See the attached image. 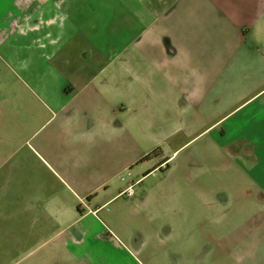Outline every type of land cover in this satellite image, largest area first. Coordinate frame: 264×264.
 <instances>
[{
	"label": "crops",
	"instance_id": "obj_1",
	"mask_svg": "<svg viewBox=\"0 0 264 264\" xmlns=\"http://www.w3.org/2000/svg\"><path fill=\"white\" fill-rule=\"evenodd\" d=\"M211 1L229 12L236 9L242 18L241 36L248 41L245 50L259 57L257 65L247 68L254 95L246 101L242 116H236L230 128L222 127L215 138L233 133L254 135L251 129L257 127L261 140L256 146L247 142L237 146L222 143L221 148L211 142L198 144L204 131L193 132L184 120L192 103H202L201 84L187 88V82L173 78L164 80L167 88L155 86V72L162 68L157 65L82 67L76 70L81 79L67 77V82L54 90L42 75L34 91L24 85L49 115L34 132L32 152L43 170L66 191L64 209L79 213L70 224H77L78 229L66 243L83 251L62 264L108 263L100 259V253L116 245L131 254L134 264H245V257L235 259L233 253L248 245L253 216L264 211V0ZM170 2L163 22L177 10V3ZM153 22L150 14L145 24ZM171 38L163 31L157 39L168 60L175 61L180 52ZM60 72L61 67L54 68L47 78L59 81ZM139 82H146L151 103L161 100L162 106L150 110L146 106V111L139 107L134 94V83ZM13 99L19 105L9 102V110L0 99L2 135H11L16 128L26 132L25 98L15 92ZM170 110L180 123L167 121ZM8 143L2 140L0 149L4 180H9L16 166V149L7 150ZM160 145L168 150L152 155ZM148 160L153 164L146 170L142 163ZM19 165L23 167V163ZM156 170L166 171V175L146 186L145 178ZM124 173L129 175L122 181L119 176ZM132 184L133 196L122 194ZM53 198L44 199L54 205ZM112 229L121 239L111 236ZM130 241L132 253L126 249ZM110 263H123V259Z\"/></svg>",
	"mask_w": 264,
	"mask_h": 264
},
{
	"label": "rangeland",
	"instance_id": "obj_2",
	"mask_svg": "<svg viewBox=\"0 0 264 264\" xmlns=\"http://www.w3.org/2000/svg\"><path fill=\"white\" fill-rule=\"evenodd\" d=\"M170 1L0 0V99L5 101V110H9L12 105L9 102L19 105L13 99L15 92L25 98L23 118L27 123L26 132L16 128L11 135H2L0 117V149L2 140H8L7 150L16 149V166L9 180H4L0 168V264H62L69 256L83 251L66 243L78 229L77 224H70L79 213L76 209H64L66 191L43 170L31 149L34 132L49 115L24 85L34 91L41 75L54 90L67 82V77L81 79V72L76 70L82 67L157 65L162 68L155 72V86L167 88L164 80L173 78L187 82V88L201 84L202 103L199 106L192 103L188 107L192 111L184 120L193 132L204 131L197 138H201L198 144L211 142L219 148L222 143L257 145L260 139L257 127L251 129L254 135L233 133L215 138L222 127L230 128L233 119L242 116L256 91L246 76L248 66L257 65L259 57L245 50L248 41L239 30L241 16L236 9L229 12L211 0H172L177 3V10L163 22L162 17L171 9ZM147 11L154 16L151 26L145 24L150 15ZM163 31L172 37V45L180 52L175 61L168 60L161 40L157 39ZM58 67L61 79L50 81L47 78L50 71ZM145 86L146 82L134 83L139 107L146 111V106L149 110L162 106L161 100L151 103ZM166 118L172 123L181 122L171 110ZM167 150L166 145H160L156 153ZM152 164L153 160L142 163L146 170ZM165 172L158 171V178L146 177L145 185H155ZM50 195L54 197L51 199L54 205H50V199H44ZM253 223L248 245L233 255L235 259L245 257V264H264V211L253 216ZM91 225L93 229L96 226L94 222ZM112 230L111 236L117 239ZM126 249L131 253L134 250L131 241ZM129 254L116 245L112 249L103 248L99 257L108 262L105 264H114L110 262L116 259H123V263L117 264H134Z\"/></svg>",
	"mask_w": 264,
	"mask_h": 264
},
{
	"label": "built area",
	"instance_id": "obj_3",
	"mask_svg": "<svg viewBox=\"0 0 264 264\" xmlns=\"http://www.w3.org/2000/svg\"><path fill=\"white\" fill-rule=\"evenodd\" d=\"M125 175H129V173L127 174V173H124V174H121L120 176H119V179L120 180H125ZM152 175L153 176H157V170L156 171H153L152 172ZM134 186H135V184H132V185H129L123 192H122V194H124V195H126V196H128V197H132L133 196V194H134Z\"/></svg>",
	"mask_w": 264,
	"mask_h": 264
},
{
	"label": "trees",
	"instance_id": "obj_4",
	"mask_svg": "<svg viewBox=\"0 0 264 264\" xmlns=\"http://www.w3.org/2000/svg\"><path fill=\"white\" fill-rule=\"evenodd\" d=\"M156 152L152 153V155H155ZM146 158H149V155L146 157ZM259 201V200H258Z\"/></svg>",
	"mask_w": 264,
	"mask_h": 264
},
{
	"label": "flooded vegetation",
	"instance_id": "obj_5",
	"mask_svg": "<svg viewBox=\"0 0 264 264\" xmlns=\"http://www.w3.org/2000/svg\"><path fill=\"white\" fill-rule=\"evenodd\" d=\"M123 53H125V52H127V51H122ZM134 65H136V64H134Z\"/></svg>",
	"mask_w": 264,
	"mask_h": 264
}]
</instances>
